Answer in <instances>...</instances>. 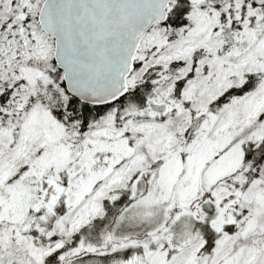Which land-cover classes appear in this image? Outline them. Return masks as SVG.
<instances>
[{"label": "snow or ice", "instance_id": "obj_1", "mask_svg": "<svg viewBox=\"0 0 264 264\" xmlns=\"http://www.w3.org/2000/svg\"><path fill=\"white\" fill-rule=\"evenodd\" d=\"M0 264H264V0H0Z\"/></svg>", "mask_w": 264, "mask_h": 264}]
</instances>
